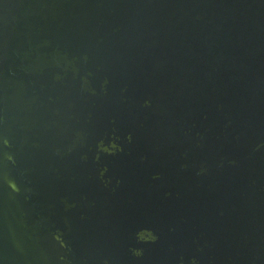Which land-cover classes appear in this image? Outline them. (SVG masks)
Segmentation results:
<instances>
[{
	"label": "water",
	"instance_id": "obj_1",
	"mask_svg": "<svg viewBox=\"0 0 264 264\" xmlns=\"http://www.w3.org/2000/svg\"><path fill=\"white\" fill-rule=\"evenodd\" d=\"M0 264H264V0H0Z\"/></svg>",
	"mask_w": 264,
	"mask_h": 264
}]
</instances>
